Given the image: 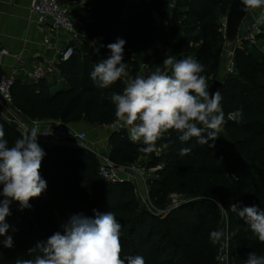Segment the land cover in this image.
I'll use <instances>...</instances> for the list:
<instances>
[{"label":"trees","instance_id":"16d2710c","mask_svg":"<svg viewBox=\"0 0 264 264\" xmlns=\"http://www.w3.org/2000/svg\"><path fill=\"white\" fill-rule=\"evenodd\" d=\"M64 1L85 38L70 59L56 63L62 87L52 93L55 78L39 82L18 78L11 89L14 105L28 120L114 125L108 143L117 165L132 166L140 156L143 169L163 165L147 179L153 208L138 199L133 181L105 180L92 151L47 145L40 169L47 189L29 201L31 208L10 209L5 221L10 227L0 236V264L34 258L36 253L29 255V249L37 242L62 231L61 225L73 214L93 217V209L115 214L121 224L122 255H142L146 264H220L223 238L213 244L212 231L235 232L229 239L232 264H245L252 252L264 255V244L230 210L233 203L264 209V56L242 40L234 47L236 72L221 76L226 38L220 17L227 15L232 0H176L178 22L169 21L171 0ZM118 38L126 41L124 62L130 77L147 74L174 55L199 61L208 86L221 79L226 123L220 137L204 145L196 138L181 144L178 134L169 131L157 142V150L163 149L157 156V150L144 153L142 142L133 143L126 130L116 129L110 97L122 93L127 78L98 89L90 73L95 63L111 55L107 45ZM238 109L242 119H230ZM0 125L10 146L22 136L15 124L1 116ZM182 147L191 148V153L180 156ZM173 194L181 197L176 207L171 206ZM7 236L13 238L12 248L3 245Z\"/></svg>","mask_w":264,"mask_h":264},{"label":"clouds","instance_id":"9594fccd","mask_svg":"<svg viewBox=\"0 0 264 264\" xmlns=\"http://www.w3.org/2000/svg\"><path fill=\"white\" fill-rule=\"evenodd\" d=\"M241 3L242 11L259 9L255 22L264 24V0H241ZM125 44L120 38L109 43L111 55L93 65L90 78L98 89H108L127 78L122 93L113 92L110 99L115 117L127 128L131 142H142L141 151L153 153L157 142L169 131L178 134L181 144L196 138L204 145L220 137L226 123L222 95L218 90L210 92L207 77L202 74L204 66L199 61L191 56L177 59L168 55L162 66L157 64L147 74L130 77L124 62ZM99 50L97 47L96 53ZM229 118L242 119V109L232 112ZM38 134L39 128L33 126L10 146L0 125V236H5L10 227L5 222L11 215L10 205L17 202L21 211L31 208L29 201L47 189L40 174L45 152L38 143ZM190 153L189 147L179 150L180 156ZM230 210L264 244V209L233 203ZM93 212V217L83 213L71 215L61 225L62 231L29 249V255L36 253L34 258L17 259L16 264H146L142 255H122L121 224L113 212L100 213L95 209ZM234 235L235 232L212 231L210 240L217 244ZM3 245L12 248V236H7ZM245 264H264V255L249 253Z\"/></svg>","mask_w":264,"mask_h":264},{"label":"built area","instance_id":"2783aa9c","mask_svg":"<svg viewBox=\"0 0 264 264\" xmlns=\"http://www.w3.org/2000/svg\"><path fill=\"white\" fill-rule=\"evenodd\" d=\"M171 14L169 21L178 22L176 15V0L169 3ZM30 11L35 14L36 21L41 26L48 29L46 45L51 46L53 34L64 31L68 34V41L58 50L55 60L36 63L31 69H26L21 57H18L19 67H14L12 73L7 74L2 69V57L10 55V51L0 45V116L9 123L15 124L24 134L31 127L37 126L41 134H38V143L45 145H69L85 148L92 151L99 161V174L107 181L117 183L124 180H131L135 183V193L138 199L147 207H151L149 188L147 184L148 175L138 166H119L110 157L109 150L98 151L88 144V134L86 131H78L67 124L62 119L49 120H26L23 118L22 110L14 105L11 89L18 78L29 82H39L57 72L56 63L70 59L75 53L76 47L85 38V33L80 24L71 14L70 7L64 0H31ZM252 10L240 27L244 40L249 45L256 46L264 50V24H256L255 18L259 14H254ZM225 74L236 72L234 59V48L225 49ZM116 129L127 130L121 126V122L115 123ZM46 134V135H44ZM143 183V185H142ZM181 197L173 194L171 206L176 207L180 203ZM10 209L21 211L19 204L13 202ZM220 264H232L231 247L229 239H223L219 247Z\"/></svg>","mask_w":264,"mask_h":264},{"label":"crops","instance_id":"0c3cea01","mask_svg":"<svg viewBox=\"0 0 264 264\" xmlns=\"http://www.w3.org/2000/svg\"><path fill=\"white\" fill-rule=\"evenodd\" d=\"M31 0H0V45L10 51V55L2 57V69L10 74L14 67H19L18 57H21L26 69H31L36 63L55 60L58 50L64 45L69 36L64 31H59L52 36V44L46 45L48 29L36 21L35 14L30 11ZM260 10L254 11L259 14ZM56 87H62V80L58 72L48 76L54 79ZM53 88V87H52ZM51 88V92H52ZM78 131H86L88 144L101 152L109 150V137L114 130L113 126L92 127L83 123L70 124ZM42 149L47 145L39 144Z\"/></svg>","mask_w":264,"mask_h":264},{"label":"water","instance_id":"95a60500","mask_svg":"<svg viewBox=\"0 0 264 264\" xmlns=\"http://www.w3.org/2000/svg\"><path fill=\"white\" fill-rule=\"evenodd\" d=\"M243 5L241 0H232L225 19V38L226 48H233L240 40L239 32L243 21L252 11H242ZM223 85L221 79H216L209 86L210 92L219 91Z\"/></svg>","mask_w":264,"mask_h":264},{"label":"rangeland","instance_id":"374dc122","mask_svg":"<svg viewBox=\"0 0 264 264\" xmlns=\"http://www.w3.org/2000/svg\"><path fill=\"white\" fill-rule=\"evenodd\" d=\"M68 3H69V2H68ZM225 19H226V15H222V16L220 17V20H221L223 26H224V24H225ZM222 31L225 32V26L223 27ZM240 35L243 36V32H242V30L240 31ZM239 37H240V36H239ZM234 47H235V46H234ZM234 47H233V48H234ZM225 49H226V47H225ZM260 51H261V56L263 57V56H264V50H260ZM259 54H260V53H259ZM220 74H221V76H224V75H225V72H224V73L221 72ZM221 76H220V77H221ZM60 88H61V86L56 87V86L54 85L53 88H52V93L55 92L57 89H60ZM23 118L26 119V120H28V119L25 118L24 116H23ZM162 151H163V149H162V147H161L160 150H157L156 155H157V156H158V155L161 156ZM105 152H106V151H105ZM143 159H144V158H142L141 156L138 157V158H136L135 161L133 162V165H136V166L140 167V168L146 173V175H148V178H149L151 175H153L154 172H156V170L160 169V168L163 166L162 164H158V165H157L156 167H154V168H151V169H143V168L141 167V163H143ZM142 185H143V183H142ZM151 207L153 208L152 204H151Z\"/></svg>","mask_w":264,"mask_h":264}]
</instances>
